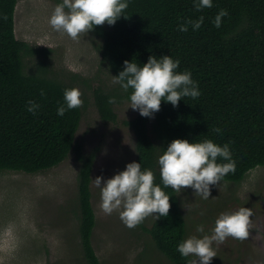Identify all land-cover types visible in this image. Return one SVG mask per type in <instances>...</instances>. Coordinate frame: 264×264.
I'll return each instance as SVG.
<instances>
[{
    "label": "trees",
    "instance_id": "obj_1",
    "mask_svg": "<svg viewBox=\"0 0 264 264\" xmlns=\"http://www.w3.org/2000/svg\"><path fill=\"white\" fill-rule=\"evenodd\" d=\"M16 2L0 0V172L44 171L73 150L79 163L74 212L81 259L84 264H102L91 242L96 219L90 182L99 147L85 153L75 142L81 107L57 115L59 106L66 107L64 90L75 88L73 84L41 72L24 73V57L46 53L48 48L15 36ZM198 2L127 0V9L114 25L105 23L92 30L101 38V55L115 76L123 70L125 60L142 66L150 56L160 59L169 55L180 62L177 72L189 71L197 82L198 98L183 97L178 107L162 100L152 117L138 112L121 120L134 132V161L141 164V170L151 169L155 183L162 188L158 159L178 138L228 144L236 169L223 180L240 182L250 169L264 165V0H212L211 8L197 10ZM221 9L228 15L217 28L213 21ZM201 16L204 21L200 29L188 25L187 32L179 30V25ZM42 66L43 71L45 64ZM131 91L93 87L99 117L117 122L114 104L108 100H130ZM29 101L40 106L35 115L27 110ZM216 128L221 131L217 133ZM217 162L227 161L218 158ZM164 191L170 196L168 216L154 218L148 227H142L169 263L187 264L193 257H183L177 251L186 239V220L177 193L171 187Z\"/></svg>",
    "mask_w": 264,
    "mask_h": 264
},
{
    "label": "rangeland",
    "instance_id": "obj_2",
    "mask_svg": "<svg viewBox=\"0 0 264 264\" xmlns=\"http://www.w3.org/2000/svg\"><path fill=\"white\" fill-rule=\"evenodd\" d=\"M61 1L17 0L14 32L33 46L48 48L46 53L24 57V73L41 72L73 84L83 94L75 142L85 153L99 147L90 182L96 219L91 236L95 253L102 264H171L156 251L142 227H148L154 217L129 229L118 212L106 215L99 207L100 188L93 180L102 176L103 186L106 179L135 160L134 132L121 120L132 118L139 111L129 107L130 100L121 99L114 103L117 122L99 117L92 88L101 86L114 92H122V88L112 83L115 75L101 55V38L92 30L77 42L52 29L49 18ZM78 165L71 150L60 163L44 171L0 172V264H84L74 212ZM177 195L186 220V239L191 235H211L221 213L251 208L249 238L241 242L229 237L223 244H213L217 256L211 264H264V165L250 169L240 182L223 180L219 186H210L207 200L196 196L192 188ZM198 225L204 226V233L196 231Z\"/></svg>",
    "mask_w": 264,
    "mask_h": 264
},
{
    "label": "clouds",
    "instance_id": "obj_3",
    "mask_svg": "<svg viewBox=\"0 0 264 264\" xmlns=\"http://www.w3.org/2000/svg\"><path fill=\"white\" fill-rule=\"evenodd\" d=\"M127 7V0H62L54 7L49 24L54 31L78 42L94 26L105 23L114 25ZM195 7L197 10L211 8L212 0H199ZM227 15V10L221 9L215 16L214 25L219 28L222 18ZM203 21V16L195 21L188 20L179 25V30L187 32L188 25L198 30ZM179 63V60H173L169 55H163L160 59L150 56L142 66L125 60L123 70L113 76L112 83L119 84L125 92L131 89L129 107L138 110L141 116L152 117L160 110L162 100L178 107L183 97L196 99L200 96L191 73L176 71ZM41 95H44L43 91ZM82 95L78 88L65 89L66 107L59 106L57 115L63 116L66 110L82 107ZM115 102L114 97L108 100L110 104ZM39 107L35 101H29L27 110L35 115ZM214 131L219 133L221 130L216 128ZM218 158L227 162L218 163ZM158 164L163 188L155 183L156 178L151 169L141 170V164L135 161L127 163L124 170L106 179L103 186V177L97 176L93 182L100 188L101 211L106 215L118 212L124 225L133 229L150 216L155 220L168 216L170 196L164 188L171 187L176 193L192 188L196 196L207 200L210 186H219L224 177L236 169L229 145L220 146L211 139L195 143L187 139H174L159 156ZM252 216L251 208L246 207L221 213L215 220L211 235H191L179 243L177 251L183 257H193L187 264H211L217 256L213 244H223L229 237L241 242L249 238ZM196 231L204 233V226L198 225Z\"/></svg>",
    "mask_w": 264,
    "mask_h": 264
}]
</instances>
